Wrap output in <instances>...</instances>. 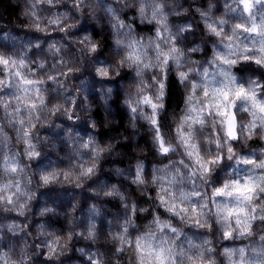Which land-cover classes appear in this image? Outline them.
Here are the masks:
<instances>
[{
    "label": "clouds",
    "instance_id": "9594fccd",
    "mask_svg": "<svg viewBox=\"0 0 264 264\" xmlns=\"http://www.w3.org/2000/svg\"><path fill=\"white\" fill-rule=\"evenodd\" d=\"M0 264H264V0H0Z\"/></svg>",
    "mask_w": 264,
    "mask_h": 264
}]
</instances>
